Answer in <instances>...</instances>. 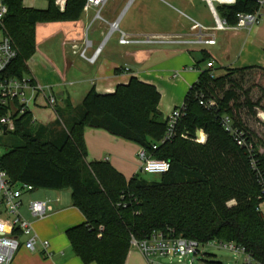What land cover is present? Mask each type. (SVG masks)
I'll use <instances>...</instances> for the list:
<instances>
[{
  "label": "trees",
  "instance_id": "16d2710c",
  "mask_svg": "<svg viewBox=\"0 0 264 264\" xmlns=\"http://www.w3.org/2000/svg\"><path fill=\"white\" fill-rule=\"evenodd\" d=\"M0 1L9 10L3 21L5 33L19 51L7 75L23 78L36 53V25L77 22L87 0H67L64 11L56 0H47L46 9L26 8L24 0ZM258 8L257 0H238L235 6L221 8L220 14L236 25L238 14ZM238 73L243 71H227L222 77H214L210 70L201 73L186 95L187 113L176 138L157 151L152 147L163 139L168 126L159 110L161 94L155 86L132 77L114 93L92 89L83 100L81 115L72 117L56 137L49 126H37L29 112L15 117L9 134L16 144L7 143L9 150L0 156V166L14 183L30 184L36 190L71 191L73 207L85 222L67 230L66 236L83 264H126L132 240H147L155 231H171L203 246L233 242L264 264L260 211L264 196L245 152L221 122L230 116L237 128L251 133L258 145L261 142L259 134L234 115L242 105L236 90L241 84L231 76ZM200 94L216 107L202 106ZM249 95V90L244 93L243 106L262 110L261 100L254 103ZM3 115L6 110L0 109ZM87 127L146 148L155 158L170 162V172L161 175L160 182L127 180L109 162L88 161ZM197 131L206 135L205 143L194 141ZM260 158L264 168V153Z\"/></svg>",
  "mask_w": 264,
  "mask_h": 264
},
{
  "label": "crops",
  "instance_id": "0c3cea01",
  "mask_svg": "<svg viewBox=\"0 0 264 264\" xmlns=\"http://www.w3.org/2000/svg\"><path fill=\"white\" fill-rule=\"evenodd\" d=\"M111 1H114L113 5L108 6L107 3L102 10L104 21H95L97 11L90 9L84 11L77 22L36 25V53L28 63L27 75L43 90V93L40 90L29 93L31 105L29 113L35 124L38 122L37 118H43L44 122L41 125L46 126L59 117L56 110L48 107L44 95L47 92H52L56 97V109L60 110L63 119L71 121L77 99L83 104L84 98L92 89L100 94L114 93L119 85H126L132 77H136L141 82L157 88L161 94L159 110L166 119L172 112L165 115L164 106L169 104L173 110L180 107L201 73L210 70L214 77H222L214 74L217 63L221 62L226 71L223 76L227 71L258 72L264 76V22L250 30L242 29L230 34L218 32L215 45L202 47L208 60L201 68L199 62L190 54V47L200 45L183 43L121 45L119 39L121 32L141 37L193 39L198 34L196 24L202 25L197 21L200 17V8L204 6L212 16L209 7L202 0ZM24 6L46 9L48 1L24 0ZM212 21L214 23L213 16ZM114 22L118 23L119 31L111 34V24ZM84 50L86 53L91 52V57L99 50L95 63L89 61L91 57L82 56ZM209 62H213L212 68H208ZM177 73L179 77L174 78L173 75ZM169 85H173L181 95L166 96L168 93L164 94V88ZM85 142L87 149L96 142L104 146L101 152L88 153V161L109 162L127 180L134 176L132 171L134 167L128 170L127 156L119 155L121 151L119 148L122 144L128 145L125 144L128 141L112 136L105 130L87 127ZM107 150H113L112 160L109 157L103 158ZM130 150L131 155L136 157L138 149L135 150L132 146ZM133 160L137 164V159ZM36 191L24 197L22 213L33 224L36 233L50 242V255L47 256L40 245L37 248L39 252H30L21 247L10 264H83L74 254L66 236L67 230L85 222L83 214L73 207L71 191L66 190L70 197L69 200L68 197L65 199L70 204L67 205L68 208L62 207L65 200L61 195L64 191L45 190L41 194ZM50 192L57 193L56 201ZM37 196L54 201V204H51L53 212L43 220H38L28 209L30 202L37 201L35 200ZM260 211L264 215V202L260 205ZM44 221V225H41L40 222ZM126 264L150 263L139 250L131 249Z\"/></svg>",
  "mask_w": 264,
  "mask_h": 264
},
{
  "label": "built area",
  "instance_id": "2783aa9c",
  "mask_svg": "<svg viewBox=\"0 0 264 264\" xmlns=\"http://www.w3.org/2000/svg\"><path fill=\"white\" fill-rule=\"evenodd\" d=\"M110 0H87L84 11L95 9L97 11L96 20L104 21L102 10ZM209 7L214 19L211 27H205L196 24L198 34L190 40L176 39L170 37H153V36H133L121 32L119 43L121 45L133 44H172L183 43L189 45L211 46L216 44V34L218 32H234L242 29L250 30L262 23L264 16V0H257L258 11L254 13H240L237 15V24L231 25L226 18L220 14L223 7H232L237 5L238 0H202ZM67 0H56L57 7L64 11ZM8 7L0 1V26L4 33V39L0 41V109L6 110V115L0 116V139L14 131V118L24 116L29 112L30 92L42 91L38 88L33 80L24 76L23 78H15L7 75V71L14 63L19 55V51L13 40L6 35L3 27V21L8 15ZM119 31L118 23L111 24V34ZM99 54V50L89 59L91 63H95ZM82 56L86 58V50L82 52ZM213 67V62L208 63V68ZM174 78L179 77V73L173 75ZM48 107L54 110L57 105L56 97L52 92L44 94ZM200 104L207 109L216 107L215 102H208L205 96L200 94ZM187 113V107L183 103L180 107L175 108L169 115L167 120V131L163 139L154 144L153 151H157L160 145L172 142L177 136V127L182 118ZM259 120L264 123V112L259 114ZM224 130L233 138L236 145L241 148L248 158L249 166L253 172L257 182L261 188V197L264 196V168L261 161L263 152L257 144V140L253 138L251 133L246 130L239 129L235 126L234 120L230 116L222 119ZM5 127L7 132L5 133ZM201 139L195 137L194 141L200 144L205 143L206 135L201 131ZM187 139V137L182 136ZM141 161L140 171L145 174L164 175L170 172L171 163L166 160L155 158L146 148L140 147L138 154ZM36 189L26 183H14L6 171L0 166V264H10L16 252L24 247L30 252H35L40 245L43 252L50 255V242L42 240L36 233L33 224L30 223L22 213L24 207V197L35 192ZM29 212L40 220L46 219L49 213L53 212L51 204L47 201H32L28 206ZM24 238L25 242L20 243ZM132 245L149 261L150 264H156L159 258H167L174 260L176 263L185 264L188 260L194 264L197 259H203L205 252L201 250L203 245L197 241L184 237H176L171 231H155L149 239L144 241L132 240ZM221 248L238 253L243 256V264H262L257 261L243 247H238L233 242L212 241L207 246Z\"/></svg>",
  "mask_w": 264,
  "mask_h": 264
},
{
  "label": "rangeland",
  "instance_id": "374dc122",
  "mask_svg": "<svg viewBox=\"0 0 264 264\" xmlns=\"http://www.w3.org/2000/svg\"><path fill=\"white\" fill-rule=\"evenodd\" d=\"M43 1V0H40ZM114 1H109L108 2V6L113 5ZM200 17L199 20H197L198 22H201L202 25L204 26H212L213 21H212V16L209 14V10L207 8H205L204 6H202V8H200ZM262 22H264V18L262 20ZM226 33H232V32H226ZM108 34V33H107ZM106 34V36H107ZM225 33H223L224 35ZM4 39V33L2 31H0V41ZM203 46H197V47H190L191 49V56L195 58L196 62H199L200 67L202 68L203 66L206 65L208 57L204 54V51L202 49ZM205 48V47H203ZM208 50H211V48H206ZM92 53L91 52H87L86 56L89 58L91 57ZM79 59L83 62L86 63V61L83 60V58L79 57ZM227 61V60H225ZM223 63V62H222ZM221 62L217 63L216 69L214 70V74L215 75H220L223 76L226 71L225 69L221 66ZM232 78L234 80H237L238 82H240L241 84V89H236L237 90V94L239 95V102L240 104L242 103L241 107L238 108L237 110L234 111V115H236V117L242 121L243 124H245V126L248 125V127L250 129H253V131L257 132L259 135L257 137H259L258 139H260V143H259V148L261 149V151L264 153V123L259 121V114L263 113V109H264V76L260 75L258 72H243V73H238L236 75H231ZM225 88H229L228 84L225 83ZM250 91V100L254 103H257L258 101L261 100V104L263 108L262 110L260 109H252L250 110V108H248L247 106H243L244 102H245V97H244V93L247 91ZM168 93L166 96H173L175 94V96H179L181 95L178 90H176L175 87H173V85H169L166 86L164 88V94ZM221 95V94H220ZM184 99V98H183ZM31 107V105H30ZM75 110L72 112L73 114V118L75 117H79V115H81V113L83 112V106L82 103L79 101V99H77L75 101ZM56 110L57 114L59 115L58 119L55 122H52L46 126H49L50 130H51V134L52 137H56L58 132H64V130L66 129L65 124H70V121H66L63 119L62 117V113L60 112V110L58 109H54V111ZM173 110V108L171 109L169 107V104H167L166 106H164V114L168 115L169 113H171ZM44 115V114H43ZM61 115V117H60ZM37 126H43L41 125V123L44 122L43 118H37ZM68 124V125H69ZM7 143H14L16 144V140L14 139V137L9 134L8 136H5L4 138L0 139V156L5 153L7 150H9V148L7 147ZM128 145H124L122 144L121 147L119 148L121 151L119 153V155L126 157L127 156V160L128 162V170H131L132 167H134L132 169V171H134V176L133 177H137L138 179L141 180H145L148 182H160L162 179L161 175H155V174H145L142 173L140 171L141 168V161L139 160L137 154L138 151L140 149L136 146L137 144L129 142L125 143ZM92 146H88L89 148L88 153L90 154H94V152H101L102 149H104L102 146V144L100 145L98 142L91 144ZM128 146V147H126ZM133 148L136 150V148L138 149L137 153H136V157L131 155V150ZM133 154V153H132ZM112 155H113V150H107L106 152H104L103 154V158H110L112 160ZM133 158H136L137 160V164L134 162ZM38 191V192H37ZM37 193H44L45 190H37ZM51 196L53 197V199H55L54 201H56L57 199V193L54 192H50ZM63 197V199L65 200L66 197H68L69 200V192L64 191L63 195H61ZM39 197V198H37ZM35 198V200L37 201H49L50 204H54L52 200H47L46 198H41L40 196H37ZM67 200V199H66ZM65 200L64 204L62 207L68 208L67 205L70 206V204L67 203V201ZM54 206V205H53ZM57 211V209H56ZM51 214V213H49ZM38 220H40L39 218H37ZM42 223L41 225H44V222H40ZM41 238V237H40ZM42 239V238H41ZM44 240V239H42ZM25 242V239L22 238L20 240V243L23 244ZM38 248V247H37ZM132 250H138L136 247H132ZM201 250H203L208 256L204 257L203 259H197L194 261V264H212V263H220V264H243V256L229 251V250H225V249H221V248H216V247H212V246H203L201 248ZM40 250H36V252H39ZM41 255H43L45 257V255L43 253H40ZM16 258V255L14 257V259ZM171 262L176 263L174 260H169L167 258H159L158 260H156V264H170ZM191 262L186 260L185 264H190Z\"/></svg>",
  "mask_w": 264,
  "mask_h": 264
},
{
  "label": "water",
  "instance_id": "95a60500",
  "mask_svg": "<svg viewBox=\"0 0 264 264\" xmlns=\"http://www.w3.org/2000/svg\"><path fill=\"white\" fill-rule=\"evenodd\" d=\"M7 127H5V133L7 132ZM201 137H202V133H201V131H197V133H196V138L197 139H201Z\"/></svg>",
  "mask_w": 264,
  "mask_h": 264
}]
</instances>
